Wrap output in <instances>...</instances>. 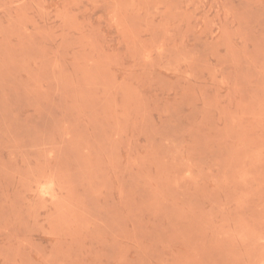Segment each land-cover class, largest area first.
<instances>
[{
	"label": "rangeland",
	"instance_id": "1",
	"mask_svg": "<svg viewBox=\"0 0 264 264\" xmlns=\"http://www.w3.org/2000/svg\"><path fill=\"white\" fill-rule=\"evenodd\" d=\"M0 264H264V0H0Z\"/></svg>",
	"mask_w": 264,
	"mask_h": 264
}]
</instances>
